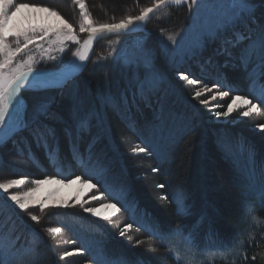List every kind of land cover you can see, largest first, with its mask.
<instances>
[{
    "label": "trees",
    "instance_id": "16d2710c",
    "mask_svg": "<svg viewBox=\"0 0 264 264\" xmlns=\"http://www.w3.org/2000/svg\"><path fill=\"white\" fill-rule=\"evenodd\" d=\"M250 1L254 11L244 23L216 38L209 48L206 44L183 64L171 63L156 42L152 69L156 76L151 83L145 67L109 58L90 62L63 88L24 93L28 126L0 147L2 171L9 172V178L91 177L100 196L104 185L108 186L112 196L105 193L101 198L117 204L119 215L125 217L122 228L131 224L130 234L121 238L117 231L83 214H60L62 228L69 231L71 221L85 231V241L72 233L84 254L77 258L79 264H181L168 242L177 233L209 251H228L242 241L239 256L204 264H264V137L249 129L264 125V99L255 90L264 89V0ZM16 2L52 8L71 23L77 20L73 0ZM153 2L95 0L92 12L96 17L106 12L113 20H121L139 15ZM167 11L173 16L169 22L189 16L186 7L172 6ZM131 36L102 39L94 53L101 43ZM181 73L202 85L180 80ZM225 85L232 89L229 97H247L260 105V113L244 125L213 123L207 99L194 93L201 86L222 92L227 90ZM41 102L46 112L39 109ZM47 130L54 132V140ZM38 131L45 133L49 148L58 151V168L46 158ZM74 154L83 158V166L73 159ZM212 162H217L218 171L211 168ZM247 213L257 221L251 227L246 225ZM4 217L0 213V264H21L24 258L30 261L27 264H67L57 255L49 235L37 228L33 234L19 235L12 232L19 228L17 218L8 224ZM22 238L34 255L19 248L6 253L9 241ZM141 241L153 242L151 248L159 250V255L147 257L142 246L134 247Z\"/></svg>",
    "mask_w": 264,
    "mask_h": 264
},
{
    "label": "rangeland",
    "instance_id": "374dc122",
    "mask_svg": "<svg viewBox=\"0 0 264 264\" xmlns=\"http://www.w3.org/2000/svg\"><path fill=\"white\" fill-rule=\"evenodd\" d=\"M83 2L85 4L86 11L92 19L93 24L98 25L101 23H118L120 21V19L115 18L114 20L116 21L114 22L113 18L107 16L106 12H103L102 14L99 13V18L96 17L92 12V9L95 7V0H83ZM36 6L45 7L38 5ZM251 6L252 14L254 11V5L251 3ZM173 7H186L189 16L181 18L177 22H169V20L173 18L172 13L170 11H163L158 16H156L157 18L155 17L156 19L154 18L155 21L151 28H145L142 32L133 34L131 37H128L124 40L116 39L113 41L101 43L99 51L94 53L91 62L100 63L108 60L109 58L115 60L125 59L129 63H135L139 64L142 67H145L146 70L150 72L148 74L147 80L149 83H151L153 81V76H156L154 75L155 73H153L152 69L155 65L154 62L156 61L155 55L157 52V48L155 49V46L157 45V43L159 45L161 44V48L170 57L171 63L180 65L185 63V61H187L188 59L199 55L203 51V47L206 44L207 48H209V44L215 41L216 38L226 36L227 32H229L230 29L232 30L239 24L244 23L245 18L251 15L248 13H238L237 0H196V3H192L191 0H185L183 4L175 5ZM75 10H77V20L75 23L69 22V20H67L65 16L61 14L60 15L64 18V20L73 25L75 34L80 43L76 44L72 41H65L64 51L61 52L59 50V44L49 43L50 41L55 40L54 34H50L45 39H40L38 36L36 44H39L42 47L40 49H37L36 44L30 45L31 55L35 58L32 64L33 71L56 68L72 69L77 65L79 59L74 55V53L82 49L83 43L88 39L90 33L80 32L79 26L83 20V17L81 15L79 5H77L76 3ZM99 10L103 9L99 8ZM13 24L21 26L25 29L29 27L43 28L46 26L56 28L65 27V25L62 24L56 17L48 16V14L44 12H34L28 9L22 10V12L13 21ZM169 36H173L175 38V42L169 40ZM51 57H55V59H52ZM27 58V55L22 53L21 56L17 58L16 62L27 60ZM207 66L211 67L209 62H207ZM155 78L156 77H154V80ZM179 79L182 81L184 80L180 77ZM189 80L187 81L189 84H191ZM194 85L198 86L202 85V83L198 82ZM214 88H210L209 86H201V88L198 89L199 91H201V95H204L207 99L206 105L209 109V117L213 119V123H221L226 125H235V123H237V125H240V123H243L242 125H244V123L252 120L254 116L260 113L253 112L249 117H243L242 112L244 111V108H239L234 109V111L226 117L220 116L219 118H217L216 113L226 111V106L231 102L233 96H226L221 98L216 95L217 93H219V91ZM32 90L34 89H26V91ZM255 90H257V93H259L264 99V89L255 87ZM26 91H24V93ZM213 96H216V98L213 99ZM249 129L259 136L260 134H262L264 137V133H262L264 132V130H261V127H253ZM23 131L24 129L18 134L22 133ZM16 135L13 137V139H11V142L14 140V138H16ZM210 165L214 171L219 170L217 162H212L210 163ZM8 173L9 172L2 171V169L0 168V182H4L7 179H23L25 181V183L20 187L10 189V193H23L26 191H30L35 187L33 183L35 179L20 176L16 178L15 175V178H9ZM11 174L13 173L11 172ZM52 178L63 179L59 177ZM63 180L65 181L64 185L55 183L43 185L40 188L39 192H37L36 196L29 202L30 207L26 212L20 210L18 207L11 204V202L6 201L4 199V196H6L7 194H4V196H0V213L5 214L3 221L7 219L6 223L9 224L12 223L13 219L17 218L15 224L19 228H17L16 230L13 229L12 232H16L19 235H24L30 233L31 231V233L33 234L34 228L39 229L40 231L51 237L50 239L54 243V246L58 253L57 255L60 257L62 262L67 261V264H79L80 262L78 261H80V259L77 258L80 256H84L83 252L77 249L79 244L74 240V235H72V233L79 235L80 239H82L83 241H85L87 237L84 235V229L78 226V224L74 225V223L71 221L67 222L71 227L69 231L62 228L60 224L62 218L58 217L60 216V214L68 215L73 212L83 214L84 216L93 219L95 222L107 227L109 230L113 232L117 231L119 233V237L121 238H124L130 234V229H127L124 231V235H120L121 231L125 229V227L122 228L123 220L125 217L119 215V212H116V209L114 208L103 209L101 207L102 204L108 202H104L102 200L101 196L97 192V188L90 189L89 187H87V185L82 186L79 183L72 184L70 183V180ZM218 185L224 187V184L220 183ZM93 196H96L97 199H91ZM41 203L45 205L43 211L40 210ZM82 204L83 207H81ZM90 207L100 208L101 215L93 216L91 213L84 211L85 208ZM113 213L115 214L113 215ZM31 215L38 216L40 218L39 223L32 221L30 218ZM104 216H107L108 219H103L102 217ZM255 223H257V221L253 218V216L251 217V215L247 213L246 225L251 227ZM50 227H59L61 228V231L58 234L49 233L47 229ZM22 240L23 238L19 242H13L14 244L12 243V241H9L8 245L5 247L6 253H11L15 248H19L22 250L26 249L24 253L30 251L31 254L34 255L35 251L33 250V248L27 249V244L29 245V242H26L25 240L22 242ZM168 242L172 254L181 264H204L213 263L214 261L219 260H227L240 255L241 251L239 250V247L242 244V241H238V245L228 251L203 250L194 243V240L192 238H189L188 236L180 233L172 235L168 239ZM32 244L33 243L30 242V246ZM152 245L155 244L153 242L144 243L141 241L138 244L136 243L134 247L137 248L138 246H142V252L147 257L159 255V250H157L156 248H151ZM68 253L73 254L68 255ZM10 256L12 257V254H10ZM24 259L25 260L20 261L21 264L30 263L28 258Z\"/></svg>",
    "mask_w": 264,
    "mask_h": 264
},
{
    "label": "snow or ice",
    "instance_id": "6c2138e0",
    "mask_svg": "<svg viewBox=\"0 0 264 264\" xmlns=\"http://www.w3.org/2000/svg\"><path fill=\"white\" fill-rule=\"evenodd\" d=\"M74 2L79 5L81 15L83 20L79 26L80 32H89L90 35L88 39L83 43L82 49L76 51L74 55L79 59V61L84 62L88 59L90 49L93 45V42L97 39L98 34L101 33H120L122 31H127L130 26L136 23L146 22L150 14H154L158 9L174 4L181 5L185 0H154L152 6L144 7L139 15L128 16L126 19H121L118 23H101L98 25L93 24L92 19L88 12L85 9V4L83 0H74ZM192 3H196V0H191ZM31 10L34 12H44L48 16L56 17L62 24L65 25L64 28H56L46 26L43 28L29 27L27 29L13 24L15 18L22 12V10ZM237 9L238 13L251 14L252 6L250 0H237ZM50 34L55 35V40L50 41L49 43H55L60 45V51H64L65 41H72L76 44H79L80 41L75 34L73 25L68 23L60 15L59 12L55 11L49 7H37L34 4L29 3H17L16 0H0V136H7L12 133L14 128H18L22 123L20 120V102L17 100V97L20 96V91L26 85L29 88L34 90H43L48 85L43 82L40 74L32 78L30 83L29 77H32V64L34 57L31 55L30 45L36 44L37 37L40 39H45ZM11 38V39H10ZM169 40L175 42L173 36L168 37ZM37 49H40L42 46L36 44ZM261 47L264 48V38L261 40ZM27 55V60L16 62L17 58L21 54ZM55 59V57H51ZM251 73L249 76L251 77ZM180 78L184 80H189L187 76L183 73L180 74ZM190 83L196 84L197 80H189ZM264 87V85H261ZM227 90L217 93L219 97L223 98L229 95V91H232L231 88L225 85ZM195 97H200L201 91H196L194 93ZM216 96H213L215 99ZM207 101H205L206 103ZM41 112H46L47 106L41 102L38 105ZM244 108L242 112L243 117H249L253 112L260 111V105L258 103H253L252 100L248 99L245 96L234 94L231 102L226 106V111L216 113V117L228 116L234 109ZM11 109V113H10ZM261 130H264V125H261ZM48 136L55 139V134L52 130H47ZM38 140H42L46 148V158L48 159L51 166L58 168L61 163V158L58 151L55 147L52 146L49 148L47 145V140L45 139V133L38 131L37 133ZM144 151V149H140ZM73 159L77 161L81 166L84 165L83 158H78L76 154L73 155ZM92 178L88 177L87 179H82L81 176L77 175L75 179L70 180L72 184H81L82 186L87 185L90 189L96 188V184L91 182ZM25 181L23 179H7L4 182H0V196H4V199L11 204L18 207L20 210L27 211L30 207V201L36 196L40 188L49 183L61 184L64 185L65 181L63 179H53L52 177L46 179H35L33 181L35 187L30 191L23 193H10V189L20 187ZM105 193L110 197L112 193L109 192L108 186L104 185ZM105 193H101L103 196ZM91 199H97L96 196H93ZM45 205L40 204V210H44ZM83 207V204L81 205ZM103 209L114 208L116 212H119L120 209L117 207L116 203H105L102 204ZM85 212L91 213L93 216H100L101 211L98 207L85 208ZM115 213H113L114 215ZM31 220L39 223L40 218L36 215H31ZM103 219H108L107 216L102 217ZM131 228V224L127 225L124 230L121 231L120 235H124V231ZM49 233L58 234L61 231L59 227H50L47 229ZM73 253H68L71 255Z\"/></svg>",
    "mask_w": 264,
    "mask_h": 264
},
{
    "label": "water",
    "instance_id": "95a60500",
    "mask_svg": "<svg viewBox=\"0 0 264 264\" xmlns=\"http://www.w3.org/2000/svg\"><path fill=\"white\" fill-rule=\"evenodd\" d=\"M175 6L174 4L167 5L163 7L162 9H158L154 14H150L149 19L146 22L143 23H136L129 27L127 31H122L120 33H101L98 34L97 39L93 42V45L90 49L88 59L84 62L79 61L77 65L72 69H62V68H56V69H49V70H38L32 72V77H29L30 83L32 82V78L40 74L42 77V80L44 83H46L48 86L46 88H63L66 86L69 82L73 81L75 78L80 76L89 66L95 48L97 44L104 38L111 37V36H121V35H133L138 34L142 32L147 25L160 13L168 9L169 7ZM28 86V85H26ZM26 86L21 89L20 96L17 97V100L20 102V120L22 123L19 125L18 128H14L11 134L7 136H0V146L4 145L5 143L9 142L16 134L21 132L23 129L25 130L27 128V110H28V103L26 99L23 96L24 91H26ZM11 112V109H10ZM22 125V126H21Z\"/></svg>",
    "mask_w": 264,
    "mask_h": 264
},
{
    "label": "bare ground",
    "instance_id": "6f19581e",
    "mask_svg": "<svg viewBox=\"0 0 264 264\" xmlns=\"http://www.w3.org/2000/svg\"><path fill=\"white\" fill-rule=\"evenodd\" d=\"M25 89H30V88H29V86H26ZM10 113H11V112H10ZM12 139H13V138H12ZM10 141H11V140H10ZM10 141H9V142H10ZM7 143H8V142H7ZM7 143H5V144H7ZM5 144H4V145H5ZM4 145H1L0 147H2V146H4Z\"/></svg>",
    "mask_w": 264,
    "mask_h": 264
}]
</instances>
